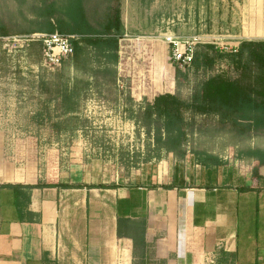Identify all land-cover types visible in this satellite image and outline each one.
<instances>
[{
    "label": "rangeland",
    "instance_id": "rangeland-1",
    "mask_svg": "<svg viewBox=\"0 0 264 264\" xmlns=\"http://www.w3.org/2000/svg\"><path fill=\"white\" fill-rule=\"evenodd\" d=\"M52 2L61 7L67 0H0V23L10 32L0 37V179L69 182L74 166L92 163L97 164L94 175L102 182L128 185L168 154L158 143L162 125L143 118L148 101L172 93L189 102L195 90L214 76L262 87L264 71L256 63L244 60L243 68L228 56L230 48L240 46L235 39L240 28L236 8L242 0H83L95 28L121 7L125 35L119 63H107L88 49L78 63L71 58L60 70L49 71L43 67L41 46L27 42V35L20 32L38 27L37 9ZM168 30L180 40L202 37L196 53L208 54L214 65L194 66L176 79L171 48L161 38ZM207 46L218 48L224 57ZM76 81L81 118L71 123L74 132L65 131L60 129L65 125H55L65 119L59 91ZM44 105L47 121L38 123L33 116ZM185 117L184 147L233 157L250 149L264 151V129L242 131L217 115L187 112ZM259 201L263 208L262 194ZM252 232L251 245L262 250V216Z\"/></svg>",
    "mask_w": 264,
    "mask_h": 264
},
{
    "label": "crops",
    "instance_id": "crops-1",
    "mask_svg": "<svg viewBox=\"0 0 264 264\" xmlns=\"http://www.w3.org/2000/svg\"><path fill=\"white\" fill-rule=\"evenodd\" d=\"M242 1L235 39L264 41V0ZM183 150L128 185L116 182L118 189L34 188L25 190L30 202L21 198V207L2 185L106 183L92 163L74 166L69 182L1 178L0 264H264V247L250 241L256 220L264 219V167L255 178L253 150L236 157Z\"/></svg>",
    "mask_w": 264,
    "mask_h": 264
},
{
    "label": "trees",
    "instance_id": "trees-1",
    "mask_svg": "<svg viewBox=\"0 0 264 264\" xmlns=\"http://www.w3.org/2000/svg\"><path fill=\"white\" fill-rule=\"evenodd\" d=\"M38 27L24 29L20 33L30 35L34 33H55L75 34L80 36V40L74 43L73 61L78 63L86 54L88 49L105 58L107 63L117 65L120 60L121 41L125 35V26L122 19L121 7L118 5L112 10L107 21L95 28L89 22L83 0H67L66 4L59 7L56 3L39 7L36 12ZM10 35L7 27L0 23V37L5 38ZM210 50H217L214 46H207ZM219 57L224 54L219 53ZM233 60H237L239 67L246 68L244 60L248 63H256L264 71V41H242L235 53L228 55ZM215 61L208 54L196 53L194 66L199 69L202 66L212 67ZM177 68V67H176ZM186 73L178 68L175 78L185 77ZM73 86L65 84L59 91L61 114L64 121L55 124L57 128L65 125V131L76 130L71 126L73 121H78L79 83ZM262 87L245 86L238 81L225 79L222 76H214L203 82L194 92L191 101L187 102L172 93H163L148 101L144 107L143 118L151 122H158L162 125L159 132L158 143L162 144L163 150L167 153H176L183 156V147L187 137L186 113L192 112L197 115L210 116L217 115L224 120L231 121L235 126L243 127L242 131L255 132L264 129V75L261 79ZM45 86V84H44ZM47 106H42L33 118L38 123L47 121ZM69 125V126H68ZM163 135H165L163 137ZM249 155L258 159V164L254 168L253 175L259 178V167H264V151L253 150ZM210 158V157H209ZM1 187L14 190L18 205L24 206L30 202L25 190L34 188H87V189H118L121 186L116 184L83 185L67 183L48 184H17L2 185ZM154 189L171 190L176 188L173 185L151 186ZM24 202L21 203L20 199ZM118 235L121 230L118 228Z\"/></svg>",
    "mask_w": 264,
    "mask_h": 264
},
{
    "label": "built area",
    "instance_id": "built-area-1",
    "mask_svg": "<svg viewBox=\"0 0 264 264\" xmlns=\"http://www.w3.org/2000/svg\"><path fill=\"white\" fill-rule=\"evenodd\" d=\"M171 48L169 60L179 70L187 73L194 67L197 45L203 43L202 37H192L180 40L169 30L161 37ZM27 42L37 43L42 49L43 67L49 71L60 70L64 63L74 56V43L80 40L79 35L55 33H34L25 36ZM239 46L230 48L232 53L237 52ZM218 49V48H217ZM228 50V49H227ZM207 264H215L214 258H208Z\"/></svg>",
    "mask_w": 264,
    "mask_h": 264
}]
</instances>
